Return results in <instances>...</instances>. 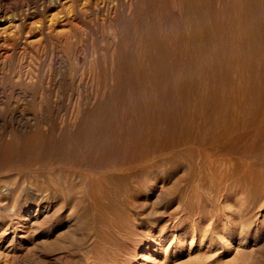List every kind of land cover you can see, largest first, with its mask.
<instances>
[{"label":"rangeland","instance_id":"rangeland-1","mask_svg":"<svg viewBox=\"0 0 264 264\" xmlns=\"http://www.w3.org/2000/svg\"><path fill=\"white\" fill-rule=\"evenodd\" d=\"M0 264H264V0H0Z\"/></svg>","mask_w":264,"mask_h":264},{"label":"bare ground","instance_id":"bare-ground-1","mask_svg":"<svg viewBox=\"0 0 264 264\" xmlns=\"http://www.w3.org/2000/svg\"><path fill=\"white\" fill-rule=\"evenodd\" d=\"M235 125V124H234ZM174 150V149H173ZM223 166V165H222ZM221 169V168H220ZM228 169V168H227ZM93 238V237H92ZM158 244L160 243V242H157ZM90 248V247H89ZM149 249V248H148ZM88 252V251H87ZM93 255V254H92ZM97 263V262H96Z\"/></svg>","mask_w":264,"mask_h":264}]
</instances>
